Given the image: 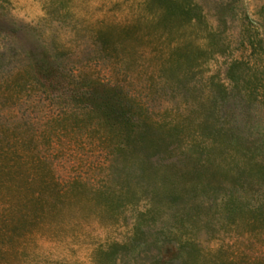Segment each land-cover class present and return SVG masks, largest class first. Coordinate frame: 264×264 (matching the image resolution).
<instances>
[{"label":"rangeland","instance_id":"1","mask_svg":"<svg viewBox=\"0 0 264 264\" xmlns=\"http://www.w3.org/2000/svg\"><path fill=\"white\" fill-rule=\"evenodd\" d=\"M191 2V22L166 34L144 0H0V157L25 160L0 187V264H150L169 253L164 235L188 237L206 257L234 252L238 264L264 252L257 235L227 231L211 189L149 200L146 182L124 167L130 157L106 150L110 135L53 119L58 86L30 77V63L61 59L68 46L78 66L140 101L149 121L189 112L195 125L218 82L222 142L254 147L264 164V0ZM190 43L206 50L195 73L163 81L168 53Z\"/></svg>","mask_w":264,"mask_h":264},{"label":"trees","instance_id":"2","mask_svg":"<svg viewBox=\"0 0 264 264\" xmlns=\"http://www.w3.org/2000/svg\"><path fill=\"white\" fill-rule=\"evenodd\" d=\"M144 8L154 15L155 24L166 34L180 32L195 12L191 0H144ZM105 34L100 32L101 36ZM205 51L191 43L173 48L160 65L158 76L163 81L182 83L195 73L197 61ZM61 55V59L52 54L49 62L39 59L28 65L33 80H45L59 88L62 105L53 119L68 120L73 129L90 133L100 128L110 135L113 142L105 146L106 150L130 157L124 167H130L136 177L146 182L148 188L142 192L148 191L149 200L154 203L181 201L196 190L217 192V219L223 221L227 231L257 235L255 240L264 245V164L257 161L254 147L222 142L217 113L226 92L220 83H214L205 114L196 125L189 112L180 121L162 119L156 123L148 120L147 108L123 87L78 66L70 47L66 46ZM19 125L13 123L14 128ZM151 155L157 157L155 162L149 160ZM24 162L17 156L0 157V187L22 171ZM37 162L42 164L45 160ZM161 238L170 246L169 253L154 255L150 264H238L234 252L220 249L206 257L188 237ZM109 246L113 249L120 244ZM243 264H264V252Z\"/></svg>","mask_w":264,"mask_h":264}]
</instances>
